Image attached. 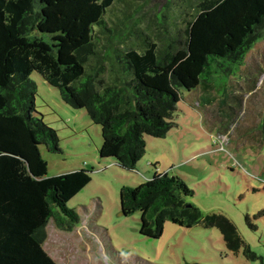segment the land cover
Masks as SVG:
<instances>
[{"label": "trees", "instance_id": "obj_1", "mask_svg": "<svg viewBox=\"0 0 264 264\" xmlns=\"http://www.w3.org/2000/svg\"><path fill=\"white\" fill-rule=\"evenodd\" d=\"M177 3L175 10L165 0L163 10L142 14L143 4L129 0H0V264H58L45 250L47 227L78 226L68 204L92 182L86 169L47 177L41 147L53 155L62 149L58 131L37 111L34 73L101 127L102 159L135 171L146 136L164 138L173 128L180 90L216 89L214 72L234 76L264 39V0ZM183 4L192 14L179 12ZM117 5L127 9L122 16H112ZM258 80L247 99L235 94L238 118L244 102L264 92ZM194 194L180 176L156 172L121 189V212L139 213L148 239L161 238L167 222L202 225L218 228L230 252L251 253L226 216L203 214L188 202Z\"/></svg>", "mask_w": 264, "mask_h": 264}, {"label": "rangeland", "instance_id": "obj_2", "mask_svg": "<svg viewBox=\"0 0 264 264\" xmlns=\"http://www.w3.org/2000/svg\"><path fill=\"white\" fill-rule=\"evenodd\" d=\"M129 1L143 4L142 14L159 12L165 5V0ZM176 4L173 0L175 10ZM124 6L117 5L112 16H122L127 11ZM182 6L179 12L192 14L189 5ZM213 78L216 89L210 92L203 86L180 90L173 128L164 138L146 136L145 156L135 171H128L100 157L102 130L86 110L67 105L60 91L39 74L31 76L38 88L37 111L51 129L58 131L62 149V154L53 155L41 147L49 164L47 177L81 169L88 170L92 177V182L68 204L78 213L79 225L72 231L47 227L45 250L58 264H262L264 92L244 102L239 118L241 108L234 96L244 92L247 99L255 78H259L257 89L261 87L264 39L237 74L228 77L224 71L214 72ZM246 78H250L248 84L243 81ZM236 119L238 126H231ZM157 170L180 176L195 193L188 202L203 214H221L233 222L259 260H253L246 248L230 252L218 228L197 225L188 229L167 222L161 238L141 235L140 214H122L120 192L124 187L146 183Z\"/></svg>", "mask_w": 264, "mask_h": 264}, {"label": "crops", "instance_id": "obj_3", "mask_svg": "<svg viewBox=\"0 0 264 264\" xmlns=\"http://www.w3.org/2000/svg\"><path fill=\"white\" fill-rule=\"evenodd\" d=\"M115 162V161H114ZM116 163V162H115ZM117 164V163H116ZM158 171V170H157ZM158 172H160V171H158ZM148 180H150V179H152V178H147Z\"/></svg>", "mask_w": 264, "mask_h": 264}]
</instances>
